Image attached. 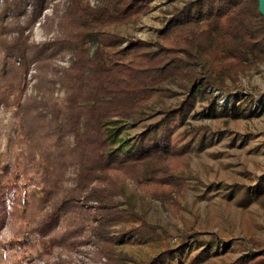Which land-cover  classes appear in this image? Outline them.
Here are the masks:
<instances>
[{
    "label": "trees",
    "instance_id": "obj_1",
    "mask_svg": "<svg viewBox=\"0 0 264 264\" xmlns=\"http://www.w3.org/2000/svg\"><path fill=\"white\" fill-rule=\"evenodd\" d=\"M151 1L69 0L59 36L39 44L31 41L19 17L26 0H0V107L21 110L29 135L50 141L42 159L38 211L26 226L28 234L40 238L41 258L51 257L60 242L69 247L83 242L87 228L99 253L107 257L106 264H129L127 255L114 246L126 234L162 231L173 237L136 211L131 196L125 202L119 196H125L124 183L131 180L144 196L177 210L187 160L186 149L170 126H178L193 95L186 97L182 109L165 108L160 121L127 148L113 147L120 129L112 123L143 119L147 106L170 93L169 84L191 90L198 82L205 90L210 86L223 90L227 79L238 83L241 74L264 62L259 0H187L159 29L155 42L110 30L137 19ZM44 2L38 1V12ZM62 50L69 51L71 59L50 75L52 60ZM33 78L35 92L29 93ZM57 89L63 90L62 97ZM226 111L239 114L240 108ZM72 167L74 183L67 185ZM5 186L23 189L17 182L4 184L0 172V206ZM262 194L260 189L257 195ZM243 197L251 198L248 193ZM88 201L96 205L86 207ZM126 202L128 207H122ZM117 224L122 227L119 235L114 233ZM191 234L184 231L177 245L169 244L138 264H175V251Z\"/></svg>",
    "mask_w": 264,
    "mask_h": 264
},
{
    "label": "rangeland",
    "instance_id": "obj_2",
    "mask_svg": "<svg viewBox=\"0 0 264 264\" xmlns=\"http://www.w3.org/2000/svg\"><path fill=\"white\" fill-rule=\"evenodd\" d=\"M38 1L26 0L19 17L31 41L41 44L59 36L69 0H43L40 12ZM185 1L152 0L150 8L137 19L110 30L129 39L155 42L159 29ZM70 59L69 51H59L49 74L54 75L58 66L67 65ZM35 81L33 78L29 93L35 92ZM168 90L169 94L145 108L143 119H122L111 126L120 129L113 147L127 148L143 130L160 121L165 108L182 109L186 97L193 95L191 108L183 110L178 126H170L171 134L178 135L180 147H185L187 160L182 166L186 183L177 195V210L169 203L144 196L141 187L131 180L124 183L125 196H119L121 202L131 196L136 211L173 237L162 231L126 234L114 243L116 251L127 255V263L138 264L169 244L177 245L181 234L188 231L192 234L172 258L175 264H264V62L241 74L238 83L227 79L223 90L213 86L205 90L198 82L191 90L177 84H169ZM56 94L62 97L64 92L57 89ZM234 107L240 108L239 114L226 111ZM27 130L21 110L0 107V172L4 184L23 185L22 190L5 186L0 206V264H106L107 257L99 253L90 228L78 245L69 247L60 242L51 257L39 256L40 238L28 234L26 226L38 211L42 159L50 141L43 136L37 141ZM75 173V168L69 169L67 185L74 183ZM260 189L263 194L258 197ZM246 193L251 196L249 201L243 197ZM95 205L96 201L85 204ZM123 206L128 207L127 202ZM115 227L114 233L119 235L121 224ZM60 230H65L63 224Z\"/></svg>",
    "mask_w": 264,
    "mask_h": 264
},
{
    "label": "water",
    "instance_id": "obj_3",
    "mask_svg": "<svg viewBox=\"0 0 264 264\" xmlns=\"http://www.w3.org/2000/svg\"><path fill=\"white\" fill-rule=\"evenodd\" d=\"M260 11L264 15V0H259Z\"/></svg>",
    "mask_w": 264,
    "mask_h": 264
}]
</instances>
